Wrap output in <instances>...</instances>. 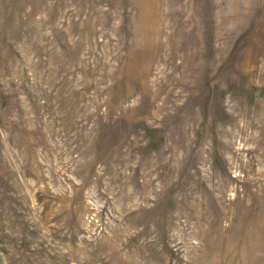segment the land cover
Returning a JSON list of instances; mask_svg holds the SVG:
<instances>
[{"label": "rangeland", "instance_id": "1", "mask_svg": "<svg viewBox=\"0 0 264 264\" xmlns=\"http://www.w3.org/2000/svg\"><path fill=\"white\" fill-rule=\"evenodd\" d=\"M0 264H264V0H0Z\"/></svg>", "mask_w": 264, "mask_h": 264}]
</instances>
